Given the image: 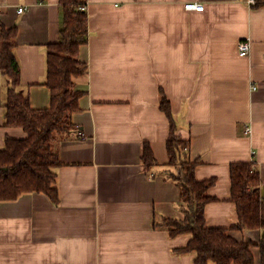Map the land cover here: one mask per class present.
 <instances>
[{
    "label": "crops",
    "instance_id": "crops-1",
    "mask_svg": "<svg viewBox=\"0 0 264 264\" xmlns=\"http://www.w3.org/2000/svg\"><path fill=\"white\" fill-rule=\"evenodd\" d=\"M88 41L76 80L84 94L73 122L78 131L59 147V202L29 193L0 203V264H193L177 254L190 235L170 238L164 218L182 219L180 189L168 179L170 120L190 142L198 181L215 180L204 209L208 227L258 244L262 230L239 231L231 201V165L252 164L264 199V6L243 0H82ZM203 4L198 12L186 4ZM25 8L22 15L17 10ZM0 26L16 28L20 87L31 107L48 108V46L60 40L59 0H0ZM250 42L248 56L238 43ZM7 84L0 70V149ZM251 132L245 134V129ZM149 144L155 163L144 164ZM260 264L259 247L252 249ZM209 264H215L210 262Z\"/></svg>",
    "mask_w": 264,
    "mask_h": 264
},
{
    "label": "trees",
    "instance_id": "trees-1",
    "mask_svg": "<svg viewBox=\"0 0 264 264\" xmlns=\"http://www.w3.org/2000/svg\"><path fill=\"white\" fill-rule=\"evenodd\" d=\"M63 11L60 40L50 44L47 52L46 79L42 85L51 92L48 108L31 107L28 93L20 87V66L15 55L16 28L0 26V70L7 84L4 102V125L23 129L24 139L7 137L0 149V203L16 201L29 193L44 194L54 204L59 202L57 169L62 166L60 145L78 131L73 116L80 110L83 92L76 80L87 75L88 67L79 60L80 48L88 41V16L82 0H59ZM254 7L264 6L256 0ZM160 109L170 120L167 142L168 179L180 189L182 219L164 218L156 227L166 228L170 238L190 235L186 246L177 254L194 255L193 264H256L252 249L259 247L260 264H264V199L260 196V175L252 164L231 165V201L235 204L239 231L262 230L258 244L239 242L229 231L206 225L205 206L214 201L208 193L215 180L198 181L197 160L190 158V142L177 133L168 99L160 98ZM142 160L152 165L155 160L149 144L144 145Z\"/></svg>",
    "mask_w": 264,
    "mask_h": 264
},
{
    "label": "built area",
    "instance_id": "built-area-1",
    "mask_svg": "<svg viewBox=\"0 0 264 264\" xmlns=\"http://www.w3.org/2000/svg\"><path fill=\"white\" fill-rule=\"evenodd\" d=\"M47 0H39V2L44 3ZM248 6L254 7L256 5V0H243ZM204 5L203 4H186L185 5V9L187 10H195L198 12H202L204 10ZM86 7H82V10H85ZM1 12V9H0ZM25 12V8L24 7H20L17 10L18 15H22ZM238 50H239V54L242 57H246L249 54L250 51V42L248 40H242L238 43ZM251 132L250 128H246L245 129V134H249Z\"/></svg>",
    "mask_w": 264,
    "mask_h": 264
}]
</instances>
